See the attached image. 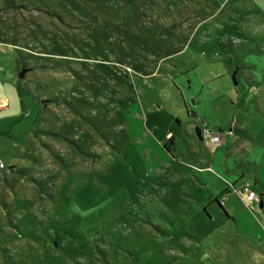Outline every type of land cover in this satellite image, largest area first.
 Returning <instances> with one entry per match:
<instances>
[{
	"label": "rangeland",
	"instance_id": "374dc122",
	"mask_svg": "<svg viewBox=\"0 0 264 264\" xmlns=\"http://www.w3.org/2000/svg\"><path fill=\"white\" fill-rule=\"evenodd\" d=\"M260 58L264 0H0V264H206L191 208L231 172L189 110L264 136Z\"/></svg>",
	"mask_w": 264,
	"mask_h": 264
},
{
	"label": "crops",
	"instance_id": "0c3cea01",
	"mask_svg": "<svg viewBox=\"0 0 264 264\" xmlns=\"http://www.w3.org/2000/svg\"><path fill=\"white\" fill-rule=\"evenodd\" d=\"M253 62L249 65L252 68L247 64L244 65L248 69L244 68V75L238 77V83L241 81L252 82L250 84L253 90L252 93H257L253 82H264V58L256 59ZM260 88L261 92L264 93V85ZM239 89L236 88V92ZM193 101H195L194 98ZM6 103H8L7 99L0 100V108L7 106ZM202 112L203 114H200L193 110L192 113H189L197 120V123L193 124L196 135L200 140H203L198 128L201 130L204 126L211 128L208 125L209 123L214 126V129H211L215 133H219L217 128L224 131L219 133L223 142L210 155L205 154V156L196 159V162H193L192 165L199 167L202 171L218 175L216 172L226 170L224 164H222V160L225 159L228 172L233 174L229 173L228 176H224L227 178V182L223 181L210 201L202 204V213L200 208H191L195 209L193 214L195 220L191 218L194 221L191 225L214 226L206 235L200 238L204 245V249L200 251V254L206 264H264V217L260 218L261 220L248 217L245 212L240 211L238 203L230 201L233 195L231 187H239L240 189L242 186H240V183L250 174L257 184V188L253 186L251 188L260 196L259 200L252 203L253 209L251 208V210L254 213L263 214L264 212V136L262 130H257L256 133L249 132L247 123L241 125L240 128L229 127L228 123H225L213 111L210 113L206 108H202ZM177 121L181 123L180 118H177ZM236 136L238 137L236 138ZM173 138L172 142L159 138L158 146L168 144V147L172 146L175 150L176 139ZM226 149L229 150L225 155ZM201 183L205 182L201 181ZM223 196H226V198L222 203H219L217 200L223 198ZM240 214L242 215L241 218L239 217ZM186 215H188V212H186ZM182 221L184 224L188 223V219ZM193 241L192 239V243ZM225 242L233 243L234 246H226ZM184 246L185 248L188 247L187 242L184 243ZM195 251L196 249L191 252L196 253ZM185 254L184 251L181 254L182 257Z\"/></svg>",
	"mask_w": 264,
	"mask_h": 264
},
{
	"label": "built area",
	"instance_id": "2783aa9c",
	"mask_svg": "<svg viewBox=\"0 0 264 264\" xmlns=\"http://www.w3.org/2000/svg\"><path fill=\"white\" fill-rule=\"evenodd\" d=\"M202 133V138L205 139L208 143L212 144L213 146H218L220 145L223 140L220 136L219 133H215L214 131H212L211 128L204 126V128L201 131ZM1 165H3V163H1ZM236 190V188H234ZM237 192H240L242 194V198L245 200V202L253 209L252 203L255 200H259L260 196L258 195V193L253 190L251 188V186L249 185V183H244L240 189L236 190ZM224 197L223 196V201H224ZM221 201V202H223Z\"/></svg>",
	"mask_w": 264,
	"mask_h": 264
},
{
	"label": "trees",
	"instance_id": "16d2710c",
	"mask_svg": "<svg viewBox=\"0 0 264 264\" xmlns=\"http://www.w3.org/2000/svg\"><path fill=\"white\" fill-rule=\"evenodd\" d=\"M192 112H193V110H189V113H192ZM198 131H199V134L202 136V133H201L202 130L200 128H198ZM173 139H174L173 137L170 138V142H172ZM217 201H219V203H222L221 201H223V198L221 197Z\"/></svg>",
	"mask_w": 264,
	"mask_h": 264
},
{
	"label": "water",
	"instance_id": "95a60500",
	"mask_svg": "<svg viewBox=\"0 0 264 264\" xmlns=\"http://www.w3.org/2000/svg\"><path fill=\"white\" fill-rule=\"evenodd\" d=\"M23 74H21V76H22Z\"/></svg>",
	"mask_w": 264,
	"mask_h": 264
}]
</instances>
